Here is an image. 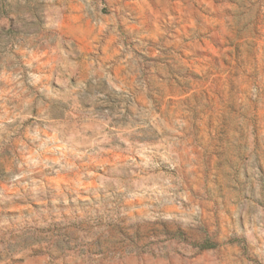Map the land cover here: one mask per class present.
<instances>
[{
    "label": "rangeland",
    "instance_id": "rangeland-1",
    "mask_svg": "<svg viewBox=\"0 0 264 264\" xmlns=\"http://www.w3.org/2000/svg\"><path fill=\"white\" fill-rule=\"evenodd\" d=\"M0 264H264V0H0Z\"/></svg>",
    "mask_w": 264,
    "mask_h": 264
},
{
    "label": "trees",
    "instance_id": "trees-1",
    "mask_svg": "<svg viewBox=\"0 0 264 264\" xmlns=\"http://www.w3.org/2000/svg\"><path fill=\"white\" fill-rule=\"evenodd\" d=\"M122 233H124L125 235H127V233L126 232H124V231H122ZM133 239V238H132ZM127 240H128V242H127ZM134 242H135V240H129L126 236H120L119 238H115L113 241H112V243H111V245H110V247H106V248H103V249H100V248H95V251L94 252H92V251H86L88 254H89V256L88 257H91V256H93V255H104V254H111V253H113V255H117V251L118 250H123L122 248H124L123 246L125 245V244H129V245H132L133 247V249L132 248H130L129 249V253L130 252H134V253H143V252H145L144 250L142 251L141 249H140V247H138V246H135L134 245ZM98 246V245H97ZM90 252V253H89Z\"/></svg>",
    "mask_w": 264,
    "mask_h": 264
}]
</instances>
